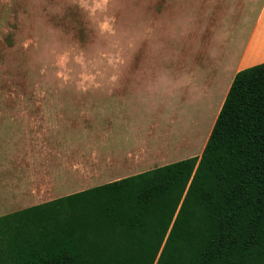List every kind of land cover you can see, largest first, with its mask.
<instances>
[{"label":"rangeland","instance_id":"rangeland-1","mask_svg":"<svg viewBox=\"0 0 264 264\" xmlns=\"http://www.w3.org/2000/svg\"><path fill=\"white\" fill-rule=\"evenodd\" d=\"M263 1L0 0V173L13 121L76 100L85 86L153 89L156 132L172 126L178 142L172 160L201 156L225 95L202 82L221 73L214 59L249 31ZM3 188L0 216L29 207L6 206Z\"/></svg>","mask_w":264,"mask_h":264},{"label":"trees","instance_id":"trees-1","mask_svg":"<svg viewBox=\"0 0 264 264\" xmlns=\"http://www.w3.org/2000/svg\"><path fill=\"white\" fill-rule=\"evenodd\" d=\"M0 264H264V63L201 156L0 216Z\"/></svg>","mask_w":264,"mask_h":264},{"label":"crops","instance_id":"crops-1","mask_svg":"<svg viewBox=\"0 0 264 264\" xmlns=\"http://www.w3.org/2000/svg\"><path fill=\"white\" fill-rule=\"evenodd\" d=\"M224 48L213 66L221 73L213 72L202 82L214 93L225 92L221 106L236 74L264 63V1L249 31ZM81 90L76 100L57 103L40 117L14 120L8 127L5 156L10 167L0 173L1 184L12 192L6 206H35L187 159L172 160L171 150L178 143L168 135L172 126L166 127L168 134L156 132L153 89L111 85ZM169 145L173 147L164 148Z\"/></svg>","mask_w":264,"mask_h":264}]
</instances>
